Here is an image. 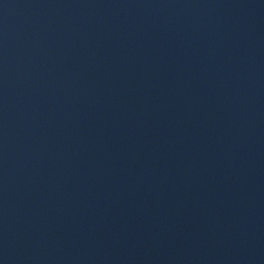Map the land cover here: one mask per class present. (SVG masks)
<instances>
[{"label":"water","instance_id":"1","mask_svg":"<svg viewBox=\"0 0 264 264\" xmlns=\"http://www.w3.org/2000/svg\"><path fill=\"white\" fill-rule=\"evenodd\" d=\"M170 264H264V0H222Z\"/></svg>","mask_w":264,"mask_h":264}]
</instances>
